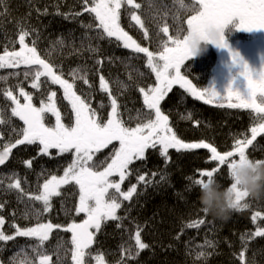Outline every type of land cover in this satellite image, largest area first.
<instances>
[{
	"label": "snow or ice",
	"instance_id": "6c2138e0",
	"mask_svg": "<svg viewBox=\"0 0 264 264\" xmlns=\"http://www.w3.org/2000/svg\"><path fill=\"white\" fill-rule=\"evenodd\" d=\"M174 3L178 4L174 17L177 22L180 20V13H191L187 15L186 28L177 27L175 35H170L169 26H163L160 32L166 39L160 42L159 51L154 52L148 47H142L121 26L123 8L132 21L141 28L144 27L141 17L135 11L140 9L141 5L135 0H82L83 12L88 13L93 20L92 23L82 24V27L90 31L95 29L97 39L111 41L114 38L123 48L131 49L134 53H143L147 58V67L155 74L154 85L139 87L143 105L148 111L138 118L134 127L121 119L118 100L112 95L108 81L103 75L99 76L100 89L108 94L111 107L106 121L103 117H98L97 110L91 106L89 100L76 90V80L80 79L84 84H88L87 77L78 75L79 70L73 69L69 72L71 80L64 78L63 71L41 54L38 49V36L31 41V46L26 43V38L33 35L34 30L26 29L22 24L19 26V50L10 51L5 47L0 54V69H16L23 65L24 78L26 80L31 78V88L38 91L45 84L49 88L51 85H59L63 90V99L71 106L74 121L70 124L62 121L61 112L57 107L56 91H48L46 95H42L37 106L33 102V94L25 91L20 84L15 86L18 88V95L14 94V89H0V94L11 102V117L18 118L23 123V127L16 133L17 138L14 142L0 144V166L6 164L12 150L18 145H36L38 155L42 156H50L51 150H56L59 156L68 153L71 154L72 160L64 168L63 175L49 174L43 184L39 185L36 194L25 192L22 186L24 181L17 173L13 172L7 177L9 181L7 190H15L31 201L40 202L42 208L31 213L37 219L35 226L21 227L13 224L11 227L15 229L14 235H7L0 230V242L12 241L17 236L34 238L36 243L32 246V252L35 254V260L38 264H52V257L47 254L44 243L49 239L53 229L63 228V231L71 233L72 264H92V261H95V264H107L104 254L98 251L94 253L92 249L96 234L101 230L103 223L123 219L117 215V211L122 207L123 201H130L137 193V184H131L126 191L122 189V184L137 171L132 168L134 162L146 160L149 149H157L165 165L171 160L170 149H175L177 153L182 150L207 149L211 155L210 160L206 162H214V166L211 170L198 171L199 178L188 177L192 185L199 187L206 181L213 179L217 181L216 177L224 176L228 179L227 187H235L230 177L234 164L238 160L252 159L248 154L249 146L253 145L258 136L264 135V65L259 70L251 68L239 52L231 49L224 30L234 19H238L236 27L240 30L250 32L264 29V0H188L187 3L185 0H174ZM126 5L130 7H125ZM82 14L75 13L73 18ZM65 18L68 16L65 15ZM208 27H215L221 33L220 40L215 46L228 49L232 63L240 67L239 75L246 81L245 93L229 87L226 96L221 97L214 90L198 89L191 79L182 74V65L192 58L187 45L188 33L203 34ZM55 43L62 45L64 41L59 40ZM89 51L96 53L98 48L90 47ZM97 63L102 65L100 60ZM12 75L18 77L20 73L15 72ZM6 79L0 77V81ZM174 85H179L205 103L215 101L219 107L251 110L256 114L255 119L259 121L250 129L251 139L236 138L231 150L221 152L212 143L203 139L199 142H185L179 138L170 125L169 116L161 110V102L172 91ZM100 107L103 108L104 105L101 104ZM48 114L55 117L54 124L47 123ZM11 117L6 120L4 111L0 109V125L10 123ZM109 146L110 154L104 161L93 159L96 153ZM33 159L24 160L22 163L31 169ZM255 160L257 163L264 162V159ZM146 175L137 173L138 183H144L146 186L150 184L152 181L146 180ZM155 175L153 173V176ZM70 183L78 186V203L74 210L77 216L83 214L82 221L77 223L73 220L66 226L39 222L43 213L51 211L53 198L61 196L62 186ZM2 185L3 178H0V186ZM247 198V193L237 190L235 200L237 212H243L250 207ZM3 208L4 204L0 203V210ZM28 215L29 213H26L25 218H28ZM258 221H264V213L255 211L251 215V222L256 228L254 232L248 234V239L264 238V225ZM204 223V219L194 220L185 227L199 229ZM4 224L5 219L0 215V228ZM132 238L135 242V251L131 247L123 248L124 255L117 264H125L126 258L134 259L139 256L141 250L149 247L142 241L139 228ZM241 240L245 242V237L242 236ZM205 243L210 245L212 242L206 240ZM246 247L245 243V250ZM56 255V264H64L59 252ZM198 255L204 256L205 253L200 252ZM13 259L15 261V257ZM239 259L245 264V251L239 253ZM18 264H34V261L25 258Z\"/></svg>",
	"mask_w": 264,
	"mask_h": 264
},
{
	"label": "trees",
	"instance_id": "16d2710c",
	"mask_svg": "<svg viewBox=\"0 0 264 264\" xmlns=\"http://www.w3.org/2000/svg\"><path fill=\"white\" fill-rule=\"evenodd\" d=\"M141 5L136 9V14L141 17L143 28L131 20L130 15L122 8L121 26L129 33L134 40L142 47H148L150 51H159V44L166 36L160 29L168 25L169 34L175 35L177 27L186 28L187 15L180 13V20L177 22L174 17L177 14L178 4L174 0H135ZM187 3L188 0H185ZM130 7V6H125ZM59 13V14H57ZM75 13H83L74 17ZM65 15L68 18H65ZM20 22H28L38 30V49L41 54L50 59L67 75L71 70L78 69V75L99 79L105 72L117 69L123 73H128L125 79L119 83L122 89L121 94H132V89L137 87V83L142 79L155 83V74L147 67V58L143 53H134L131 49H122L115 46L105 47L99 50V54L89 51L102 43L105 39H97L96 31L82 27V24L92 23V17L83 12L82 0H3L0 2V32L7 31L8 35H18ZM235 26L229 25L224 33L227 42L237 44L243 36L236 31ZM145 32L147 35H145ZM15 37V36H14ZM63 40L64 43L56 44V41ZM109 42V41H108ZM108 42L106 43L108 45ZM242 43V42H241ZM31 46V45H30ZM5 47H0V54ZM19 50V46L16 48ZM220 48L209 44L207 51L199 57L189 60L182 74L192 80L198 89H209L217 85L216 71L220 67L224 56L220 53ZM73 58L74 65L65 63ZM102 61V65L97 61ZM24 66L16 69H0V77L7 78L0 81V89H18L16 85L31 78L25 79L23 76ZM241 70L236 71L233 76L239 77L238 87H244L246 92V82H243L239 75ZM19 72L17 77L12 73ZM130 79V80H129ZM132 81L135 87L132 85ZM99 83L94 81V84ZM237 85L233 90L235 91ZM226 89V88H225ZM32 92L37 93L36 89ZM41 90V89H40ZM129 91V92H128ZM137 91V90H136ZM47 91H42L46 95ZM243 94V91H241ZM227 89L218 92V95L226 96ZM6 99L0 94V109ZM101 105V104H100ZM99 105L100 110L102 111ZM161 110L169 116L170 125L176 131L179 138L185 142H205L212 143L219 151L231 150L234 139H251V127L255 113L248 109H229L219 107L218 102L205 103L195 98L179 85H174L171 92L161 102ZM147 109L135 110L130 113L129 125L135 126L138 118ZM188 117H191L189 119ZM255 146V147H254ZM34 147V146H33ZM33 151V152H32ZM31 150L27 153V160L33 159L31 169L25 167V179L22 184L25 192L36 194L39 185L49 174L63 175V170L72 160L71 154L38 155V152ZM171 160L165 165L157 149H149L146 153V160L138 161L134 165L131 181L125 182L122 187L127 190L131 184H137L138 200L133 204L134 199L124 201L125 203L117 211V215L122 217L119 221H107L102 224L101 230L96 235V241L92 249L104 254L107 264H117V261L124 255L123 248L131 247L135 251V242L132 238L137 228L141 230L142 241L149 245L141 250L136 258H126L125 264H242L239 253L245 251V264H264V238L248 239V234L255 231L256 225L251 222V215L255 211L264 213V199L252 200L247 198L250 207L243 212H232L226 221L214 219L202 211L198 201L199 188L192 185L188 177L199 178L198 171L211 170L214 162L210 160V153L207 149H194L177 153L175 149L169 151ZM110 154V149L103 151L98 156V161H104ZM248 154L252 159H264V135L258 136L248 148ZM139 167V169H138ZM10 175L15 172L19 177V169L10 167ZM137 173L146 175V180L152 182L147 186L138 183ZM153 173L156 175L153 176ZM161 183H156L161 177ZM223 186H229L228 179L224 176L216 177ZM11 202L16 209L21 212L22 219L26 224H36L37 219L31 213L42 208L40 202L31 201L23 194L11 190ZM78 203V186L73 183L61 188V196L54 197L50 212L43 213L40 221L51 222L66 226L73 220H82V214H75V205ZM29 213L28 218L25 214ZM204 219L205 223L199 229L187 228L185 225L194 220ZM264 225V221H258ZM119 225V226H118ZM245 237L242 242L241 237ZM179 237V239H177ZM71 233H65L63 228L53 229L52 244L44 248L52 257V264H56L59 252L64 264H72L71 261ZM212 243L206 244L205 241ZM245 243L247 245L245 250ZM2 242L0 243V247ZM33 245L15 247L10 251L0 248V264H18L20 260L27 258L34 261L35 254L32 252ZM204 252V256H199ZM15 257V261L14 258ZM95 264V261H92Z\"/></svg>",
	"mask_w": 264,
	"mask_h": 264
},
{
	"label": "flooded vegetation",
	"instance_id": "af4514ba",
	"mask_svg": "<svg viewBox=\"0 0 264 264\" xmlns=\"http://www.w3.org/2000/svg\"><path fill=\"white\" fill-rule=\"evenodd\" d=\"M233 21H237L239 23L238 19H234ZM229 25H231V23ZM229 25L226 26L224 33L226 32V29ZM232 26H235V25L232 24ZM236 31H238L243 36V39L237 44H230V43H228V44L230 45V47L233 51L240 53V55L243 57V59L248 63V65L251 68L259 70L262 67V65H264V29L253 30V31L249 32V31H245V30H240L236 27ZM241 42L248 44L247 46L243 47V48H246V50L241 49V46H243L241 44ZM224 51H225V53H224ZM221 52L224 56V59L222 60V63L220 65V67L218 68V70L221 71V69L228 68L229 71L231 72L230 77L233 78L231 76V74L233 75L234 73H236L237 69L238 70H241V69L238 65H234L232 63V58L229 54L228 49L220 50V53ZM189 60H192V58H190ZM189 60H187L182 65L181 69H184L186 66H188L187 63ZM128 73H123L122 70L117 69V71L114 74L112 73L113 75L111 77H109V81L111 83V85L108 83L109 88L111 90L112 95L114 97H116L117 100H118V98H120V100H121L123 97V94H121L122 91L119 90L117 88V86H115V85H117V84H115V79L118 80V83H120L122 81L121 79H125L126 76L128 75ZM101 75H103L106 79L105 72L102 73ZM215 77H216V74H215ZM216 79H217V77H216ZM236 79L237 78H235V80ZM112 80H114V82ZM242 80H243V82H246L243 77H242ZM88 81H89V83L84 84V86L82 88H80V90L84 93L85 97L88 100H89V95H91V94L97 97L98 102L96 105H93L90 102V100H89V102L91 103V106L97 110L98 117L107 118L108 113L111 111L108 94L101 91V89L97 90V88L95 87V84H94V80H88ZM238 81H239V77H238ZM90 85H91V87H90ZM132 85L135 87V84L133 81H132ZM23 87H25L24 83H23ZM47 90H48V87H47ZM50 91H56L57 92L56 102H57V107L59 108V110L61 112L62 120L68 122L69 124L72 123L74 121V114L71 111V106L68 104V101L63 99V91H61L60 88H57L56 90L51 88ZM33 102L38 106L37 99H33ZM100 104L104 105L102 111L99 108ZM118 104H119V102H118ZM123 105L124 104H122V106ZM8 107H9V105L7 102L6 108L8 109ZM135 108H136V105H131L130 103L128 104L125 101V110L126 111H124V114L126 115V117L130 114V112H133ZM48 116H49V119L47 120V123H49V122L55 123V117L51 116V114H48ZM7 142H10V141H7V139L3 136L2 125H0V144L7 143ZM25 146L26 145H18L16 148H14L12 150V154L9 157V160L6 162V164L3 166H0V178H3V185L0 186V203L4 204V208L2 210H0V212H1V215H3V217H9L10 210H11L10 205H9V203L11 202L10 191L7 190V184L9 182L7 177L10 176V171H11L10 167L13 165V169H19V170H21V173L23 175L25 174V167L26 166L22 163V161L25 160V157H24ZM102 151H104V150H102ZM100 152L96 153V154L100 155L101 154ZM18 155H19V160H18L19 161V168L17 166L18 165V162H17V156ZM137 162L138 161L134 162V164H137ZM22 179L24 181V178H22Z\"/></svg>",
	"mask_w": 264,
	"mask_h": 264
},
{
	"label": "clouds",
	"instance_id": "9594fccd",
	"mask_svg": "<svg viewBox=\"0 0 264 264\" xmlns=\"http://www.w3.org/2000/svg\"><path fill=\"white\" fill-rule=\"evenodd\" d=\"M221 33L215 27H208L203 34L188 33L187 45L192 58L199 57L207 51V46L220 40ZM235 185L225 187L215 179L206 181L199 188L198 201L202 211L214 219L226 221L236 211V192L247 193L252 200L264 199V162L255 159L237 161L230 173Z\"/></svg>",
	"mask_w": 264,
	"mask_h": 264
},
{
	"label": "rangeland",
	"instance_id": "374dc122",
	"mask_svg": "<svg viewBox=\"0 0 264 264\" xmlns=\"http://www.w3.org/2000/svg\"><path fill=\"white\" fill-rule=\"evenodd\" d=\"M26 29H31V30H34V33H33V35H30L29 37H27L26 38V43H29V45H31V41L33 40V39H36L37 38V28L34 26V25H31V24H29L28 22H20ZM231 24H234L235 25V29H236V26L238 25V22L237 21H232L231 22ZM15 36V37H14ZM108 39H105L104 41H102V43H99V44H97L96 43V45L94 46L95 48H98V52H96V53H94V54H99V50H104L105 49V47H108V46H115V43L116 44H118L117 42H115L114 41V39H112L111 41H109ZM108 42V45L106 44ZM243 46H241V49H243V50H246V48H243L244 46H247L248 44H246V43H241ZM19 46V43H18V35H14V34H11V32H10V35H8V33H7V31H1L0 32V47L2 48V47H7L10 51L11 50H16V48ZM117 47H120V48H122V49H124L123 48V46L122 45H120V44H118L117 45ZM224 53H225V51H224ZM226 67V66H225ZM149 70H151L150 68H149ZM117 70H115V71H110V73L108 74V75H106V81H108V83L111 85V83H110V81H109V77H111L115 72H116ZM113 73V74H112ZM230 71H229V69L228 68H224V69H221V71H219V70H217V72H216V77H217V79L215 80L216 82H218L217 83V85H215V86H212L211 87V90H214L217 94H218V92H223V91H225L226 89H227V91H228V89H229V87H231L232 88V90H233V88H235V86L237 85V87H238V83H239V81L237 80H235V78H237L236 76L234 77L232 74H231V76L233 77V78H231L230 77ZM42 80L44 79V78H41ZM113 82H114V80H112ZM31 82L32 81H26V82H24V84H25V91H28V92H30V93H32L33 94V99H37V103H38V106H39V103H40V99H41V94H42V92L39 90H37V92L38 93H34V92H32V90H31ZM115 84H117V85H115V86H117V88L119 89V90H121L122 91V89H121V87H120V84L118 83V80H116L115 79ZM137 87H135L134 88V91H133V89H132V94H126L127 96H125V94L123 95V97H122V99L120 100V98H118V102H119V104H120V107H119V111H120V113H121V119H123L125 122H127L128 124H129V120H128V118L127 117H129V115L126 117V115L124 114V111H126L125 110V101L129 104H131V105H136V108L134 109V111L135 110H138V109H141V107H143L144 109H146L145 107H144V105H143V96H142V94L139 92V87H148V86H150V85H154V84H152V83H150L149 81H147V82H145L143 79L141 80V81H139L137 84ZM45 86H47L48 87V85L47 84H45V85H43V87H42V89L44 90L45 89ZM53 86H55L53 89L54 90H56L57 88H60V87H58L59 85H53ZM49 88V87H48ZM52 88V85L50 86V89ZM226 88V89H225ZM244 87H238L236 90H239L240 92L241 91H243V93H245L244 92ZM61 91H63L62 89H60ZM137 90V91H136ZM78 94H81V95H83V96H85L84 95V93L79 89L78 91ZM129 92V91H128ZM14 94L15 95H18L19 93H18V89H15L14 90ZM36 96H35V95ZM21 99V102L23 103V98L21 97L20 98ZM200 101H203V100H200ZM7 102H8V105H9V107H8V110L10 111L11 110V102L10 101H5V103L4 104H6V107H7ZM122 104H124L123 106H122ZM133 111V112H134ZM11 112V111H10ZM130 113H132V112H130ZM107 119V118H106ZM106 119H105V121H106ZM63 121V120H62ZM65 124H69L68 122H66V121H63ZM253 123H254V126H256L258 123H259V121L258 120H256V119H254L253 120ZM49 124L51 125V124H54V123H51V122H49ZM111 148V146H109V148H105V149H102V150H104V151H106V150H108V149H110ZM101 150V152H103ZM170 151V150H169ZM100 152V153H101ZM93 159L94 160H97L98 161V154H95L94 155V157H93ZM138 169H139V167H138ZM158 181L156 182V183H161L162 182V179H157ZM125 182H127V180L125 181ZM125 182H124V184H122V187L125 185ZM65 186V185H64ZM63 187V186H62ZM132 199H134V202H133V204H135L136 203V201L138 200V195H136V194H134V196H133V198ZM127 202V201H126ZM125 202L123 201L122 202V205L124 204ZM0 215H1V212H0ZM4 219H5V224L3 225V227L2 228H0V230H3L4 232H5V234H7V235H14V232L15 231H11V229H13L12 227H11V225H13V224H16V225H18V223H17V221L16 222H13V218L11 219V225H10V232H8L7 231V229L8 228H6L7 226H8V221H7V217H4ZM19 226H21V227H32V226H35L34 224H31V225H28V224H25V225H21V223L19 224ZM65 233H69V232H65ZM18 237V236H17ZM17 237H15V238H17ZM19 238V237H18ZM21 239V244L23 243V242H25L26 244H28V245H30V244H35L36 243V241H35V239L34 238H28V237H21L20 238ZM31 240H33V241H31ZM16 241H18V239H16ZM1 243V242H0ZM9 243H10V241H7V242H2V246L0 247L2 250H3V252L4 251H8V246H9ZM45 243H47V245H46V247H48L50 244H52V232L50 233V236H49V239L47 240V241H45ZM44 243V244H45Z\"/></svg>",
	"mask_w": 264,
	"mask_h": 264
},
{
	"label": "bare ground",
	"instance_id": "6f19581e",
	"mask_svg": "<svg viewBox=\"0 0 264 264\" xmlns=\"http://www.w3.org/2000/svg\"><path fill=\"white\" fill-rule=\"evenodd\" d=\"M73 58H70V60H67L65 61V63H69L70 65H74V61L72 60ZM64 78L66 79H69L71 80V77L69 76V73H67V75H64ZM88 80H94L95 82H98L99 79H96L94 77H92L91 75H88ZM84 86V83L80 80V79H77L76 80V90L78 91L80 88H82ZM55 86L52 85V89L54 88ZM59 87V86H58ZM95 87L97 88V90H100V83H98L97 85H95ZM25 88V87H24ZM50 91V88H48L47 90V86H45V89L43 90L41 88V92L42 91ZM38 93V92H37ZM47 94V93H46ZM35 95V94H34ZM36 96V95H35ZM89 100L90 102L93 104V105H96L98 100H97V97L94 96V95H89ZM1 109L4 111V118L7 120L9 117H11V112L5 107V106H2ZM106 119V118H104ZM129 125V124H128ZM131 126V125H129ZM23 127V123L21 121L18 120V118H15V117H11V122L10 123H6L4 125H2V131H3V136L7 139V141H10V142H14L15 139L17 138L16 136V133L19 131L20 128ZM15 129V131H14ZM34 146V147H33ZM31 150H34L35 152H38V148L36 145H26L25 146V151H24V157H25V160H27V153ZM52 151V154L51 155H54L56 154V150H51ZM33 152V151H32ZM34 152V154H35ZM102 153V152H101ZM57 155V154H56ZM101 155V154H100ZM99 156V155H98ZM19 155L17 156V162H18V168H19ZM135 165V164H134ZM134 165L132 167H134ZM102 170V167L101 169ZM19 174H21V178H24L25 179V174H26V171H25V174L23 175L21 173V170H19L18 172ZM115 179H118V177H115ZM131 181V176L128 178L127 182H130ZM10 205V214H9V217H7V221H8V226H7V231L10 232V225H11V219L13 220V222H16L18 223V225L21 223V225H25L26 222L22 219L21 217V212L15 208L14 206V203L13 202H10L9 203ZM84 218L83 214H82V219ZM82 221V220H81ZM79 221V222H81ZM77 222V223H79ZM11 231H15V229H11ZM97 235V234H96ZM19 237V236H18ZM15 238L14 240L10 241L9 243V246H8V251L12 250L13 248L15 247H23L25 248V246H27L28 244H26L25 242H23L22 244L20 243L21 242V237L19 238ZM16 239H18V241H16ZM33 241V240H31ZM96 241V240H95ZM95 244V243H94ZM93 244V245H94ZM33 245V244H30V246ZM92 245V247H93Z\"/></svg>",
	"mask_w": 264,
	"mask_h": 264
}]
</instances>
